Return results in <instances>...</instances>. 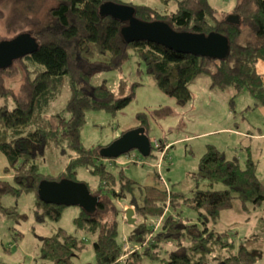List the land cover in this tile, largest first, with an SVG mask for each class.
<instances>
[{"label": "trees", "instance_id": "1", "mask_svg": "<svg viewBox=\"0 0 264 264\" xmlns=\"http://www.w3.org/2000/svg\"><path fill=\"white\" fill-rule=\"evenodd\" d=\"M105 1L108 0H54L46 20L29 19V23L17 26L30 28L21 32H29L38 47L14 61L22 68L17 91L4 84L5 77L16 73L14 65L0 69V98L6 101L0 106V152L9 162L6 171L13 169L11 182L0 179V197L32 192L36 219L56 221L64 206L41 201L37 196L39 183L62 178L75 180L77 168L85 166L99 179L98 188L91 190L87 185L97 201L91 211L80 208L74 225L95 236L92 246L97 264H141L143 257L159 264H252L257 258L254 250L243 243L234 251V239L229 234L207 227L209 221L214 222L222 210L235 203L246 206L249 202L257 207L264 201V187L250 156L242 167L238 159H227L214 144H207L193 174L197 180H207V189L196 188L188 197L168 193L158 200L148 190L143 205L133 204L135 214H141L144 220L130 225L127 242L133 251L121 261L123 249L116 241V216L125 210L117 206L116 199L132 193L135 183L107 169L100 155L101 146H85L80 132L86 110L114 113L133 99L134 91L125 82H120L116 90L104 83H91L94 73L120 68L129 49L143 61L157 86L174 97L178 105L191 98V82L206 73L212 86L245 89L255 99V105L264 106V78L256 69L258 60L264 62V0H236L231 12L222 17L217 16L208 0H178L176 9L168 14L146 5H134L135 16L141 20H163L178 31H217L225 35L229 49L223 59L180 53L147 40L126 43L121 33L124 23L100 12ZM229 15H235L237 22L226 21ZM10 32L14 34V28ZM64 82L70 90L68 100L60 111L46 114ZM8 100L12 101L11 107ZM172 112L171 107L163 106L153 114L163 117ZM136 118L147 135L146 114L138 113ZM46 149L68 156L64 169L56 176L39 171ZM214 183L225 187L214 189ZM181 202L197 212L198 223L181 216ZM168 207L174 213L164 215ZM1 214L18 216L15 209L0 202ZM147 216L155 217L157 222H147ZM40 243L41 255L55 264H72L83 247L76 236L63 228L43 237ZM163 243H170L172 248L162 257Z\"/></svg>", "mask_w": 264, "mask_h": 264}, {"label": "rangeland", "instance_id": "2", "mask_svg": "<svg viewBox=\"0 0 264 264\" xmlns=\"http://www.w3.org/2000/svg\"><path fill=\"white\" fill-rule=\"evenodd\" d=\"M117 1L133 6L146 5L160 14H168L176 9L178 0ZM208 2L216 10L217 16L222 17L231 12L236 0ZM53 5L54 0H3L0 2V39L28 31L30 28L17 26L29 23V19L46 20ZM11 28H14V34H11ZM14 63L12 66L16 68V73L5 77L4 84L17 91L22 79V68L18 63ZM256 66L257 71L264 74V62L258 60ZM120 82H125L129 90L133 89V99L114 113L104 109L86 110L85 123L80 132L81 141L85 146L100 145L102 148L123 132L139 127L136 115L143 112L147 116L146 131L150 143L154 147V141H158L161 147L152 148L147 156H143L137 149H132L115 158H102L107 169L117 176L123 174L135 183L132 193L128 192L116 199L118 207L134 208V203L143 205L148 190L158 200L162 195L166 197L168 193L188 197L196 188L207 189V180H197L193 177L207 144H215L227 159H238L242 167L250 156L264 187V108L255 105V99L247 90H237L233 86H212L210 76L202 73L189 86L191 98L185 104L178 105L175 98L164 93L154 78L147 74L145 64L132 49L128 50V56L120 68L99 71L91 77L92 84L104 83L112 90H116ZM69 96L68 83L64 82L45 113L60 111ZM5 103L6 101L0 98V106ZM7 104L11 107L12 101L8 100ZM163 106L171 107L172 114L154 116L153 111ZM247 131L253 133L251 137L246 135ZM112 159L115 162L109 161ZM67 160L68 156L59 150L46 149L44 157L40 160L39 171L56 176L64 169ZM7 166L9 167V162L0 152V179L11 182L13 169L10 167L6 171ZM75 180L85 182L91 190L99 186L98 177L85 166L77 168ZM212 187L220 189L225 186L222 183H214ZM34 198L32 192L19 196L3 194L0 197L4 207L15 209L18 214L14 217L5 214L0 216V264H55L41 255L40 240L52 235L58 228L76 236L83 244L72 264H97L92 246L95 236L74 225V218L78 216L80 208L64 206L58 220H38ZM168 201L165 203L168 204ZM178 210L182 217L198 223L197 212L187 204L181 202ZM168 213L173 214L174 210L168 207L164 215ZM134 217L137 222L144 220L141 214H134ZM116 220V241L123 246L131 228L121 211ZM145 220L150 223L157 222L153 216H147ZM207 227L229 234L234 239V251L244 243L257 253V258L252 264H264V201L257 207H253L249 202L246 206L235 203L232 208L222 210L214 222L209 221ZM171 248L170 243H163L161 256ZM142 259L141 264H159V261H150L147 257ZM123 260L125 259L121 261ZM131 260L137 261L135 258Z\"/></svg>", "mask_w": 264, "mask_h": 264}, {"label": "water", "instance_id": "3", "mask_svg": "<svg viewBox=\"0 0 264 264\" xmlns=\"http://www.w3.org/2000/svg\"><path fill=\"white\" fill-rule=\"evenodd\" d=\"M100 12L124 23L121 33L126 43L147 40L176 52L216 59H223L229 49L228 38L217 31L208 33L178 31L163 20H141L135 16V7L131 4L108 0L100 5ZM226 21L237 22V17L229 15ZM37 47L36 39L29 32H20L9 39L1 40L0 69L11 67L15 60L33 53ZM132 149H137L143 156L150 154V141L143 127L123 132L118 138L103 146L100 155L115 158ZM37 196L48 204L78 206L86 211L93 210L97 201L85 182L67 178L42 180L37 188ZM134 214V208L125 209L124 217L127 224L133 225L136 222Z\"/></svg>", "mask_w": 264, "mask_h": 264}, {"label": "built area", "instance_id": "4", "mask_svg": "<svg viewBox=\"0 0 264 264\" xmlns=\"http://www.w3.org/2000/svg\"><path fill=\"white\" fill-rule=\"evenodd\" d=\"M153 145H154V148H160L161 147V144L158 141H154ZM122 249H123V253L120 257L121 259H124L128 255V253L133 251L132 248L129 246L128 242L123 244Z\"/></svg>", "mask_w": 264, "mask_h": 264}, {"label": "crops", "instance_id": "5", "mask_svg": "<svg viewBox=\"0 0 264 264\" xmlns=\"http://www.w3.org/2000/svg\"><path fill=\"white\" fill-rule=\"evenodd\" d=\"M256 65H257V63H256ZM256 69H257V66H256ZM258 72V71H257ZM259 73V72H258ZM259 74H261L262 76H263V78H264V74H262V73H259ZM259 106H261V108H264V106L263 105H259ZM248 133L246 134L248 137H251V135L253 134L251 131H247ZM261 135H263V134H261ZM215 145V144H214ZM216 146V145H215ZM217 147V146H216ZM218 148V147H217ZM219 149V148H218ZM221 150V149H220ZM222 151V150H221ZM123 208L125 209L126 208V206H123Z\"/></svg>", "mask_w": 264, "mask_h": 264}, {"label": "bare ground", "instance_id": "6", "mask_svg": "<svg viewBox=\"0 0 264 264\" xmlns=\"http://www.w3.org/2000/svg\"><path fill=\"white\" fill-rule=\"evenodd\" d=\"M151 145V144H150Z\"/></svg>", "mask_w": 264, "mask_h": 264}]
</instances>
